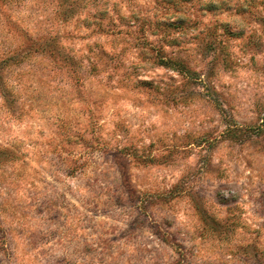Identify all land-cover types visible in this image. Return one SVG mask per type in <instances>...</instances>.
<instances>
[{
	"label": "rangeland",
	"instance_id": "1",
	"mask_svg": "<svg viewBox=\"0 0 264 264\" xmlns=\"http://www.w3.org/2000/svg\"><path fill=\"white\" fill-rule=\"evenodd\" d=\"M0 264H264V0H0Z\"/></svg>",
	"mask_w": 264,
	"mask_h": 264
},
{
	"label": "trees",
	"instance_id": "2",
	"mask_svg": "<svg viewBox=\"0 0 264 264\" xmlns=\"http://www.w3.org/2000/svg\"><path fill=\"white\" fill-rule=\"evenodd\" d=\"M163 64H164L165 66L170 67V68H172L173 66H176V65H177V63H175V62H173V61H163ZM180 66H181V65H180Z\"/></svg>",
	"mask_w": 264,
	"mask_h": 264
}]
</instances>
